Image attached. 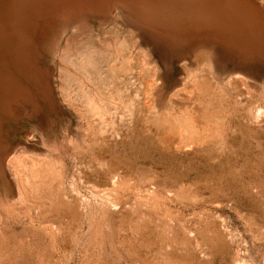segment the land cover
I'll use <instances>...</instances> for the list:
<instances>
[{"label":"rangeland","instance_id":"374dc122","mask_svg":"<svg viewBox=\"0 0 264 264\" xmlns=\"http://www.w3.org/2000/svg\"><path fill=\"white\" fill-rule=\"evenodd\" d=\"M249 1L221 0L218 18L202 0L76 2L29 28L35 46L0 80V264H264V51L243 28L264 0ZM124 45L162 92L140 138L99 145L60 94L78 89L64 69L79 75L62 56Z\"/></svg>","mask_w":264,"mask_h":264},{"label":"bare ground","instance_id":"6f19581e","mask_svg":"<svg viewBox=\"0 0 264 264\" xmlns=\"http://www.w3.org/2000/svg\"><path fill=\"white\" fill-rule=\"evenodd\" d=\"M95 1L100 0H0V80L3 74L6 76L8 73L9 77H12L10 75V69L13 68L16 62L20 63L25 53L35 46L34 38L29 34V28L33 25L35 27L38 19L49 12L59 9L63 4H74L76 2L91 3ZM240 1L241 7L252 8V3L249 0ZM190 3L191 2L188 4ZM220 4L221 0H202L200 8L197 11L200 15H197L203 18L201 12H204V14L206 13V16H208V13L211 12L210 9L213 10ZM214 11L215 10H213V14L216 15L217 18L220 17V15L216 14ZM254 12L255 13L251 12V14H253V17L255 16V18L252 19V21L255 22V27H252L249 23L250 26L243 28L248 39L252 40L261 51H264V16L259 13V10H254ZM55 31V28H46L42 36L38 39L40 44L46 43L48 38L53 35ZM119 48L117 53L108 54L96 52L94 50H85L86 52H80L78 57L77 55H65L66 52L69 51L66 50L62 56V61L66 60V62L73 64L76 73L79 75L70 74L65 70L66 68L64 69L61 67L65 72L63 81L68 84L75 82L78 89L77 92L72 93L70 92L71 89L69 90L66 86H62L60 87V94L65 102H68L71 106H75L85 118L86 122L91 126L92 131V137L90 135L91 138L88 139L99 145L100 143L110 144L118 140L125 142L127 138L139 137L141 134L139 133L140 127L144 128L145 126L149 129L151 127L150 122L152 118L151 109L153 108L151 103L156 93L155 86L157 85L158 91H161L158 74L154 68L149 67L150 61L147 59L142 60L144 65L148 66L147 74L142 76L139 80V75H133L132 72L133 62L132 64L130 62L129 47L124 45ZM97 54L100 57H97ZM119 56L122 57L121 61L118 59ZM207 56L210 58L209 54H207ZM101 64H104V66L98 67V65ZM135 71L136 70H134V72ZM96 73L101 77L99 81L103 82L107 80V82H104L105 85L103 86L105 91H112L107 95L105 94L104 98L101 93H97V88L95 89L92 86L96 82L95 79L93 80V78L97 76ZM83 75L84 77H82ZM148 76L150 79H148ZM2 82L6 81L2 80ZM88 82H92V87ZM15 84L16 80H13L12 85L14 86ZM13 86H10L9 90H7L6 98L9 100L16 94L12 89ZM1 87L2 86H0V117H11L4 108L5 102L2 99L4 95L2 94ZM118 105L120 106L118 107ZM108 120L111 124H109V122L105 124ZM163 130H165V128H163ZM162 131H157V133L160 135V138L161 135L165 138L168 134ZM151 133L152 131L149 133V136ZM84 147H82L83 150H80L81 154L85 153L86 149ZM102 149L100 146H98V148L94 146L90 147L91 151L89 149L87 150L88 152L90 151L92 155L97 156L98 159V156L102 155Z\"/></svg>","mask_w":264,"mask_h":264}]
</instances>
